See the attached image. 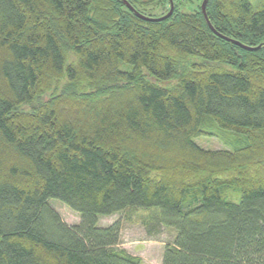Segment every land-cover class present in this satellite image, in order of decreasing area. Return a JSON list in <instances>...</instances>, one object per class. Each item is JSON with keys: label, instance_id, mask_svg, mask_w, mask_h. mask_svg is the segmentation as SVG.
Here are the masks:
<instances>
[{"label": "trees", "instance_id": "obj_1", "mask_svg": "<svg viewBox=\"0 0 264 264\" xmlns=\"http://www.w3.org/2000/svg\"><path fill=\"white\" fill-rule=\"evenodd\" d=\"M203 2L0 0V264H143L99 225L128 210L162 264H264V46ZM207 15L264 44V0Z\"/></svg>", "mask_w": 264, "mask_h": 264}, {"label": "rangeland", "instance_id": "obj_2", "mask_svg": "<svg viewBox=\"0 0 264 264\" xmlns=\"http://www.w3.org/2000/svg\"><path fill=\"white\" fill-rule=\"evenodd\" d=\"M186 6L189 7V4ZM164 11L163 9H155L153 13L161 14ZM198 144L204 148L214 150L224 148V145L216 138L203 137L199 139ZM53 201L55 202H52V207L68 225L80 223V216L76 212L64 204L58 203L60 202L58 200ZM153 210L158 209L154 208ZM150 215H152V212L128 210L113 217H101L99 225L108 227L117 221H121L122 236L119 248L128 251L133 256L141 258L143 264H162L166 246L174 242L175 231L165 227L159 233L149 234L144 224V218Z\"/></svg>", "mask_w": 264, "mask_h": 264}, {"label": "water", "instance_id": "obj_3", "mask_svg": "<svg viewBox=\"0 0 264 264\" xmlns=\"http://www.w3.org/2000/svg\"><path fill=\"white\" fill-rule=\"evenodd\" d=\"M124 1V3L130 8V10L131 11H133L139 18H141L142 20H146V21H149V22H162V21H165V20H167V19H169L172 15H173V13H174V9H175V3H174V0H169L170 1V12L167 14V15H165V16H162V17H160V18H154V17H150V16H145V15H143V14H141V13H139L127 0H123ZM209 1L210 0H204V2H203V4H202V11H203V14H204V16H205V18H206V20H207V22H208V24H209V26H210V28L218 35V36H220L221 38H223V39H225V40H227V41H229V42H232V43H234V44H236V45H238V46H240L241 48H243V49H245V50H248V51H257V50H259L262 46H264V44H262V45H260V46H258V47H252V46H247V45H244V44H242L241 42H239V41H236V40H234V39H230V38H228V37H225L224 35H222V34H220L219 32H217L215 29H214V27H213V25L211 24V22H210V20H209V18H208V15H207V5H208V3H209Z\"/></svg>", "mask_w": 264, "mask_h": 264}]
</instances>
